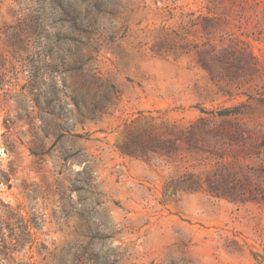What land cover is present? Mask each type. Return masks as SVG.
<instances>
[{"label":"rangeland","instance_id":"1","mask_svg":"<svg viewBox=\"0 0 264 264\" xmlns=\"http://www.w3.org/2000/svg\"><path fill=\"white\" fill-rule=\"evenodd\" d=\"M0 264H264V0H0Z\"/></svg>","mask_w":264,"mask_h":264}]
</instances>
